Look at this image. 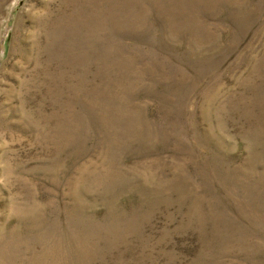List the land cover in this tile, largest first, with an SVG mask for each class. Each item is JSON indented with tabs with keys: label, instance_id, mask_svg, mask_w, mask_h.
I'll return each instance as SVG.
<instances>
[{
	"label": "rangeland",
	"instance_id": "374dc122",
	"mask_svg": "<svg viewBox=\"0 0 264 264\" xmlns=\"http://www.w3.org/2000/svg\"><path fill=\"white\" fill-rule=\"evenodd\" d=\"M0 264H264V0H0Z\"/></svg>",
	"mask_w": 264,
	"mask_h": 264
}]
</instances>
